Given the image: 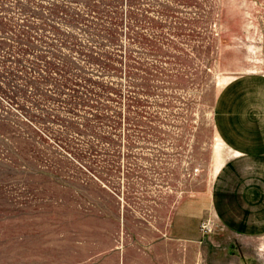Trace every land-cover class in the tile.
<instances>
[{"label": "rangeland", "instance_id": "374dc122", "mask_svg": "<svg viewBox=\"0 0 264 264\" xmlns=\"http://www.w3.org/2000/svg\"><path fill=\"white\" fill-rule=\"evenodd\" d=\"M249 72L264 0H0V264H264L210 200Z\"/></svg>", "mask_w": 264, "mask_h": 264}, {"label": "crops", "instance_id": "0c3cea01", "mask_svg": "<svg viewBox=\"0 0 264 264\" xmlns=\"http://www.w3.org/2000/svg\"><path fill=\"white\" fill-rule=\"evenodd\" d=\"M213 127L223 148L210 188L215 214L238 235H263L264 73L240 74L220 87Z\"/></svg>", "mask_w": 264, "mask_h": 264}]
</instances>
